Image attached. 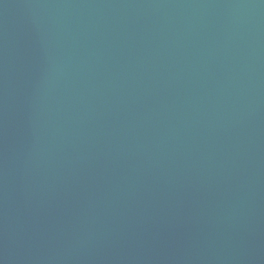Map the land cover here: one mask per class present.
<instances>
[{
    "label": "water",
    "instance_id": "obj_1",
    "mask_svg": "<svg viewBox=\"0 0 264 264\" xmlns=\"http://www.w3.org/2000/svg\"><path fill=\"white\" fill-rule=\"evenodd\" d=\"M0 264H264V0H0Z\"/></svg>",
    "mask_w": 264,
    "mask_h": 264
}]
</instances>
